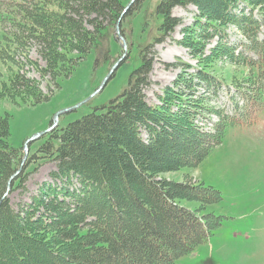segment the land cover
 I'll return each mask as SVG.
<instances>
[{
  "label": "trees",
  "instance_id": "trees-1",
  "mask_svg": "<svg viewBox=\"0 0 264 264\" xmlns=\"http://www.w3.org/2000/svg\"><path fill=\"white\" fill-rule=\"evenodd\" d=\"M145 1H0L1 20L12 27L2 32L3 48L25 59L11 61L37 67L28 59L35 47L44 61L37 68L53 84L35 95L30 91L35 81L13 72L10 88L1 95L47 100L57 78L70 75L87 54L104 46L119 18L130 20ZM188 5L197 12L176 43L196 64H173L179 73L161 89L157 103H150L144 89L151 84L155 45L180 23L172 9ZM153 11L161 22L138 46L140 62L127 89L105 111L47 134L38 151L54 161L55 169L16 208L9 194L25 188L23 172L2 196L23 153L8 140V117L0 115V264H175L219 225V217L198 212L221 200L217 189L190 176L179 182L159 174L197 167L222 143L228 126L247 125L264 109V0H159ZM230 26L244 41L230 39ZM225 65L246 71L226 75ZM222 92L230 110L210 103ZM182 200L201 207L192 210Z\"/></svg>",
  "mask_w": 264,
  "mask_h": 264
},
{
  "label": "rangeland",
  "instance_id": "rangeland-1",
  "mask_svg": "<svg viewBox=\"0 0 264 264\" xmlns=\"http://www.w3.org/2000/svg\"><path fill=\"white\" fill-rule=\"evenodd\" d=\"M158 1L146 0L130 20L123 18L121 27L124 35L120 31L119 33L125 41L118 37L115 28H110V35L113 36L106 38L103 48L87 54L70 75L59 76L52 95L39 103L32 101L33 98L29 94H23V100L19 95H1L5 89L10 88L9 77L13 72L25 73L26 77L35 81L32 90L30 89H35V95L47 93L53 84L50 77L41 75L37 68L42 67L44 61L35 47L31 49L28 59L35 61L37 67H20L11 61L14 59L25 63L20 53L3 48L2 32H10L12 27L8 20H1L0 10V115L8 117V140L14 148H22L23 153L12 176L23 172L26 177L25 188H13L9 194L14 208L18 207L21 201H28L29 197L37 192L38 185L49 180L50 171L55 169L54 161L50 157L42 156L38 151L47 134L65 128L70 122L86 114L105 111L104 106L121 97L127 89L130 75L140 62L138 46L155 35L161 20L159 15L154 17L153 11ZM196 12L193 5L176 6L172 9V15L178 17L180 23L163 42L155 45L156 55L150 73L151 84L144 89L148 102L157 103L161 89L167 85L171 86L173 78L180 71V67L173 64H196L188 50L176 43V39L181 38L183 27L192 23ZM146 20L148 25L145 27ZM227 32L230 39L244 41L243 36L229 28ZM214 42L215 39L211 40L207 46H212ZM107 49L108 52L105 53ZM120 58L122 60L119 66L101 87L111 67ZM222 71L226 75L233 73L240 76L246 68L225 65ZM262 99L264 103V95ZM210 103L230 110V102L225 92ZM209 123L210 121L207 126ZM42 131H45V134L28 143L24 159L25 144ZM186 176H190L191 181L197 180L213 186L220 192L222 198L218 203L207 204L198 211L219 217V225L211 230L207 240L196 246L191 253L179 257L175 264H264V109L259 110L247 125L228 126L222 143L213 148L197 167L159 174V178L179 182L184 181ZM181 202L192 210L201 207L197 201Z\"/></svg>",
  "mask_w": 264,
  "mask_h": 264
},
{
  "label": "water",
  "instance_id": "water-1",
  "mask_svg": "<svg viewBox=\"0 0 264 264\" xmlns=\"http://www.w3.org/2000/svg\"><path fill=\"white\" fill-rule=\"evenodd\" d=\"M126 7H127V6H126ZM120 20H121V18H119V20L116 22V32H117L118 36H119L121 39H123V37L119 34V23H120ZM124 45H125V44H124ZM119 62H120V59H119V60H118L113 66H112V68H111L110 71L108 72L107 76H106L105 79L103 80V82H102V84H101V87H103V86L106 84V82L109 80L110 75H111L112 72L118 67ZM60 113H61V112H60ZM60 113H58V114H60ZM48 130H49V129H48ZM44 133H45V131H42V132H40V133L34 135L33 137H31V138L27 141V143L25 144L24 159H25V157H26V152H27V150H28V147H27V146H28V143H29L31 140L35 139V138L38 137V136H41V135L44 134ZM20 170H21V169H20ZM14 176H16V175H14ZM14 176H12V177L10 178V180L8 181L6 191L4 192V194H3L2 197L6 196V195L9 193L10 188H11L12 178H14Z\"/></svg>",
  "mask_w": 264,
  "mask_h": 264
}]
</instances>
